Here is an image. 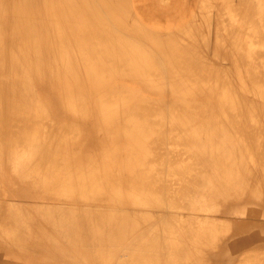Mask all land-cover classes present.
<instances>
[{
  "label": "bare ground",
  "instance_id": "obj_1",
  "mask_svg": "<svg viewBox=\"0 0 264 264\" xmlns=\"http://www.w3.org/2000/svg\"><path fill=\"white\" fill-rule=\"evenodd\" d=\"M130 8L0 0V264H264V0Z\"/></svg>",
  "mask_w": 264,
  "mask_h": 264
},
{
  "label": "rangeland",
  "instance_id": "obj_2",
  "mask_svg": "<svg viewBox=\"0 0 264 264\" xmlns=\"http://www.w3.org/2000/svg\"><path fill=\"white\" fill-rule=\"evenodd\" d=\"M181 0H130L131 8L130 10L132 12H135L139 14V16L146 20L147 22L149 20L152 21L150 25L154 26L158 30H173L178 29L184 26H187V23L189 19L192 18L194 14V11L196 10V6L188 5V6H182L180 4ZM171 8L175 9V11H179V14L176 15V22L172 24H167L166 22H159L155 15L152 16L150 13L154 12H162V11H168ZM215 14V15H214ZM213 14V20L216 22L217 14ZM219 17V16H218ZM183 22H182V21ZM148 25V24H147ZM242 74V73H241ZM233 76V74H231Z\"/></svg>",
  "mask_w": 264,
  "mask_h": 264
},
{
  "label": "crops",
  "instance_id": "obj_3",
  "mask_svg": "<svg viewBox=\"0 0 264 264\" xmlns=\"http://www.w3.org/2000/svg\"><path fill=\"white\" fill-rule=\"evenodd\" d=\"M197 1L198 0H181L180 4L182 6H188V5H192V6H196V10H197ZM196 10L194 11V14L196 13ZM135 13V12H134ZM137 17H139L138 19L140 20V22L148 29H151V30H154V31H159V32H173V31H176L178 29H181V28H178V29H173V30H158L157 28H155L154 26L150 25L152 23L151 20H149L148 22L146 20H143L139 14L135 13ZM152 16H156L157 19L159 22H161L163 24V22H166L167 24H172L174 25L173 23L176 22V15L179 16V14H182V13H179V11H175V9L171 8L170 10L168 11H162V12H154V13H150ZM191 19H189L190 21ZM182 21V20H181ZM188 21V23H189ZM148 24V25H147Z\"/></svg>",
  "mask_w": 264,
  "mask_h": 264
}]
</instances>
